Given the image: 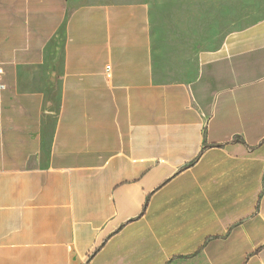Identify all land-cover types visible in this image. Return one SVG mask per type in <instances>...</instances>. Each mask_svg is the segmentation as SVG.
<instances>
[{
	"label": "crops",
	"instance_id": "crops-1",
	"mask_svg": "<svg viewBox=\"0 0 264 264\" xmlns=\"http://www.w3.org/2000/svg\"><path fill=\"white\" fill-rule=\"evenodd\" d=\"M181 25L0 0V264H264V20Z\"/></svg>",
	"mask_w": 264,
	"mask_h": 264
},
{
	"label": "rangeland",
	"instance_id": "rangeland-1",
	"mask_svg": "<svg viewBox=\"0 0 264 264\" xmlns=\"http://www.w3.org/2000/svg\"><path fill=\"white\" fill-rule=\"evenodd\" d=\"M148 2L154 17L189 24L202 41L220 42L228 33L264 20V0H84Z\"/></svg>",
	"mask_w": 264,
	"mask_h": 264
},
{
	"label": "built area",
	"instance_id": "built-area-1",
	"mask_svg": "<svg viewBox=\"0 0 264 264\" xmlns=\"http://www.w3.org/2000/svg\"><path fill=\"white\" fill-rule=\"evenodd\" d=\"M110 70H111V67H110V65H108L107 68H106V71H107L108 76L110 75ZM0 73H3V70L2 69H0ZM0 87L1 88H4V85H0Z\"/></svg>",
	"mask_w": 264,
	"mask_h": 264
}]
</instances>
